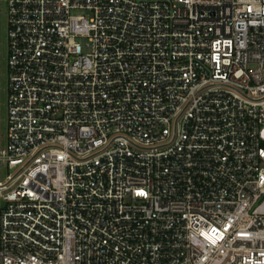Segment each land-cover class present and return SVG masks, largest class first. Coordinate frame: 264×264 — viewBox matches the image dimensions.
<instances>
[{"label": "built area", "instance_id": "2783aa9c", "mask_svg": "<svg viewBox=\"0 0 264 264\" xmlns=\"http://www.w3.org/2000/svg\"><path fill=\"white\" fill-rule=\"evenodd\" d=\"M4 6L0 264H264V0Z\"/></svg>", "mask_w": 264, "mask_h": 264}, {"label": "rangeland", "instance_id": "374dc122", "mask_svg": "<svg viewBox=\"0 0 264 264\" xmlns=\"http://www.w3.org/2000/svg\"><path fill=\"white\" fill-rule=\"evenodd\" d=\"M84 12H74L81 15ZM7 9L2 8L0 20V133L2 146L5 147L8 141V102H9V36H8Z\"/></svg>", "mask_w": 264, "mask_h": 264}]
</instances>
